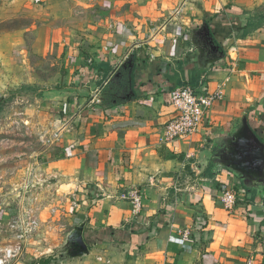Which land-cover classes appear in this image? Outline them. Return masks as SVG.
Segmentation results:
<instances>
[{
    "label": "crops",
    "instance_id": "crops-1",
    "mask_svg": "<svg viewBox=\"0 0 264 264\" xmlns=\"http://www.w3.org/2000/svg\"><path fill=\"white\" fill-rule=\"evenodd\" d=\"M21 13L36 18L38 54L63 65L43 92L53 135L29 180L69 204L67 234L85 222L89 256L124 264H264V198L216 168L213 146L251 110L264 138V0H0L1 17ZM204 26L223 52L208 68ZM186 85L221 100L197 134L162 143L169 92ZM226 185L245 192L230 211ZM131 188L138 214L119 198Z\"/></svg>",
    "mask_w": 264,
    "mask_h": 264
},
{
    "label": "rangeland",
    "instance_id": "rangeland-1",
    "mask_svg": "<svg viewBox=\"0 0 264 264\" xmlns=\"http://www.w3.org/2000/svg\"><path fill=\"white\" fill-rule=\"evenodd\" d=\"M36 22L24 13L12 18L0 14V248L12 240L8 223L31 210L39 215L38 225L9 264H37L48 257L50 264H124L116 255L94 251L80 261L60 262L57 250L71 229L69 204L53 203L48 182L40 175L34 179L40 178L38 186L22 189L30 163L53 135V116L43 92L55 87L53 78L63 71L60 60L38 54Z\"/></svg>",
    "mask_w": 264,
    "mask_h": 264
},
{
    "label": "built area",
    "instance_id": "built-area-1",
    "mask_svg": "<svg viewBox=\"0 0 264 264\" xmlns=\"http://www.w3.org/2000/svg\"><path fill=\"white\" fill-rule=\"evenodd\" d=\"M169 97L175 110L173 116L163 126L162 137L159 139L162 143H170L197 134L203 126L206 111L217 100H221L217 92L210 94L205 90H196L189 85L174 88L169 92ZM30 182L27 179L23 183L24 192L32 187ZM240 193L244 194L245 192L235 189L234 186L226 185L219 192V203L224 209L230 211L239 199ZM119 198L128 202L135 213L140 212L143 201L142 189L125 190L121 192ZM38 218L39 215L37 216L36 211L30 210L24 214L19 213L18 217L8 223L12 240L5 248H0V264H9L22 253L27 237L38 225ZM181 234L185 238L188 236L187 231H182Z\"/></svg>",
    "mask_w": 264,
    "mask_h": 264
},
{
    "label": "water",
    "instance_id": "water-1",
    "mask_svg": "<svg viewBox=\"0 0 264 264\" xmlns=\"http://www.w3.org/2000/svg\"><path fill=\"white\" fill-rule=\"evenodd\" d=\"M202 30L206 35V47L212 55L204 64V68H208L222 60L223 52L219 51V45L214 44L210 29L204 26ZM126 66H129L128 81L131 89L133 61H127L122 67ZM216 145L221 147L220 152L214 156L216 168L227 170L249 193L254 192L264 198V142L253 133L247 118L243 116L236 128L217 138L213 143L214 147ZM84 226L85 222H81L67 234L64 244L57 250L60 262L89 256L88 245L83 236Z\"/></svg>",
    "mask_w": 264,
    "mask_h": 264
},
{
    "label": "trees",
    "instance_id": "trees-1",
    "mask_svg": "<svg viewBox=\"0 0 264 264\" xmlns=\"http://www.w3.org/2000/svg\"><path fill=\"white\" fill-rule=\"evenodd\" d=\"M252 28V25L251 24H248L246 29L244 30V32H247L249 31L250 29ZM124 78L126 79V81H128V78H127V72L124 73ZM255 115L254 111H250L249 112V115H246V118H247V121L250 125V128L252 129L253 133L262 141L264 142V138L259 134V132L262 130V128H257L258 126H255V124L251 123L250 119ZM259 129V131H258ZM215 150H221V147L217 146L215 148ZM247 192V191H246ZM52 261V258H47L45 260H41L40 262H38L37 264H50V262Z\"/></svg>",
    "mask_w": 264,
    "mask_h": 264
},
{
    "label": "flooded vegetation",
    "instance_id": "flooded-vegetation-1",
    "mask_svg": "<svg viewBox=\"0 0 264 264\" xmlns=\"http://www.w3.org/2000/svg\"><path fill=\"white\" fill-rule=\"evenodd\" d=\"M200 50H201V49L198 48V49H197V52H198L199 55H200V58H199V59L203 61V60H204L203 57H206V55L204 56V53H203L202 51H200ZM219 152H220V150H215V153H214V154L216 155V154L219 153ZM214 161H215V159H214ZM213 164H214V162H213ZM248 193H249V192H248ZM250 195H251V193H250Z\"/></svg>",
    "mask_w": 264,
    "mask_h": 264
}]
</instances>
